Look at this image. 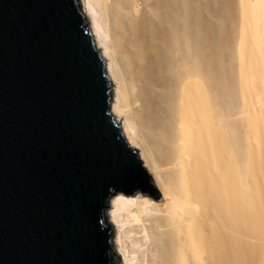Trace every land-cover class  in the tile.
<instances>
[{"label": "water", "instance_id": "water-1", "mask_svg": "<svg viewBox=\"0 0 264 264\" xmlns=\"http://www.w3.org/2000/svg\"><path fill=\"white\" fill-rule=\"evenodd\" d=\"M112 98L79 0H0V264H113L111 197H161Z\"/></svg>", "mask_w": 264, "mask_h": 264}, {"label": "bare ground", "instance_id": "bare-ground-1", "mask_svg": "<svg viewBox=\"0 0 264 264\" xmlns=\"http://www.w3.org/2000/svg\"><path fill=\"white\" fill-rule=\"evenodd\" d=\"M155 1L79 0L113 82L112 112L121 123L129 144L141 147L140 157L156 178L161 170L160 164L158 165L156 156L150 150H145V140H142L145 138H142V134L138 132L141 129L138 130L135 124L138 118L134 122L135 118H131L130 112L135 107L142 106L141 109L146 111L145 122L169 132H177L172 159H177L181 166L180 193L174 194L168 189L159 188L163 205L154 197L139 192L133 195L118 192L110 199V215L118 227L116 240L120 242L121 261L122 264H137L136 249L143 247L144 252L148 250L151 243L150 229H154L152 222H157V227L165 225V233L174 234L177 242L175 244L172 241L168 245L171 248L169 253L164 257L158 255L156 260L167 264H221L219 256H222L229 260L227 264H241L233 261L232 256L237 254L239 248L247 247H240L234 237L217 228L218 225L212 224L209 238V232L204 228L207 209L212 210L213 207L212 212L219 216V133L217 124L210 121L205 108V47L202 50V42L197 41L195 57L189 55L192 49H188L190 38L187 37L189 33L186 35V27H189L187 20L176 22L179 27L177 31L173 26L175 22L172 24L171 20L168 21L165 16L158 17L151 10L150 6ZM117 44L120 62L126 60L124 70L118 62L115 48ZM246 53L249 89L254 90L253 95L250 93V99L258 102L257 112L263 115L264 28L260 39L251 38L247 42ZM168 82L172 85V90L163 92L158 89V86ZM128 90L133 94H130L132 101L128 100ZM253 109H256V104ZM148 130L142 131L147 133ZM209 143L213 147L212 151L209 150ZM161 206L165 207V211H162ZM134 229L140 231L130 233ZM135 233L137 237L132 238ZM128 240L134 243L135 249ZM154 245L157 253L161 247L157 242ZM247 251L250 252L249 247L245 250Z\"/></svg>", "mask_w": 264, "mask_h": 264}, {"label": "rangeland", "instance_id": "rangeland-1", "mask_svg": "<svg viewBox=\"0 0 264 264\" xmlns=\"http://www.w3.org/2000/svg\"><path fill=\"white\" fill-rule=\"evenodd\" d=\"M152 4L150 6L151 10L158 17L165 16L168 21L171 20L172 24L175 22L173 26L177 31L179 27L176 22L181 19L188 21H186L187 26H189L186 27V35L189 33L187 37L190 38L189 45L191 46L188 45V49L189 51L192 49L189 55L195 57L194 53H196L198 42L204 43H201V48L205 47V50L204 48L202 50L206 53V56L203 54V66L205 63L203 82L205 84V103H207L205 106L207 107H204L207 108L210 121L217 124V132L219 133V125L221 128L231 129L236 127L238 122L242 123L243 121L246 122L249 131L247 135L249 144L246 146L249 151L246 153L245 158L242 154L239 156L234 143L229 145V132H223L228 135V139L227 141L222 140L219 147L225 152L227 165L224 167L222 164V167H219V207L217 206L219 216L217 215V217L212 212L213 207L212 210L210 209L211 212L209 209L206 210L204 228L207 233L209 232L207 237H211L212 224L218 225L217 228L222 229L227 235H232L234 241L240 247L242 245L250 249V252H245L247 248H242L244 251L239 248L237 254L232 256L233 261L241 264H264V146H262L264 145V122H262L264 121V114L261 115L257 112L258 102L250 99V93L253 95L254 90L253 88L249 89L246 53L247 42L251 38L260 39L262 36L264 0H156ZM158 4L160 5L158 6ZM115 48L120 64L121 59L119 56L121 55L118 53V44ZM191 56L189 57L191 58ZM124 61L126 60L123 59L121 63L123 70L126 65ZM136 89L138 90V88ZM158 89L168 92L173 88L168 82L163 86H158ZM130 94H132L130 91L129 95L127 92L128 100L131 98ZM254 103L256 109H253L255 108ZM133 105L132 107L139 106L138 104ZM141 107H135L136 111L132 108L133 111L131 110L130 115L132 114V119L135 118L134 122L138 118L135 124H137L138 130L141 129L138 132L140 135L142 134V138H145L142 139L145 140V150H150L152 155L156 156L158 165L160 164L161 170L158 178L152 173L155 183L161 190L168 189L174 194H179L181 189V166L177 159H172L173 144L175 146L177 132L176 130L169 132L165 128L155 127L151 123L145 122L146 117L144 114L146 111ZM255 113L259 114L260 117ZM140 116L143 117L141 118L144 126L141 124ZM138 124H141L140 127ZM147 128L152 130L149 133L150 136L148 134L150 130ZM143 129L144 131L148 130L147 133L143 132ZM209 148L212 151L213 147L210 143ZM137 149L140 151L141 147L139 146ZM165 179H167L166 182ZM156 200L163 205L162 196ZM111 209L110 200L108 217L115 229L112 237L113 264H122V254L119 252L121 251L120 242L118 239L116 240L118 227L115 219L110 215ZM161 209L165 211V207ZM213 217L216 223L213 222ZM211 221L212 223H210ZM152 223L154 229H150L151 243L148 245V250L144 252L143 247L136 249L137 264H167L155 258H158V255L164 257L171 249L168 248V245L172 241L175 244L177 242L174 239V234L165 233V225L157 227V222ZM136 231H140V229H134L130 233L133 234ZM136 235L137 233L132 235V238H136ZM128 242L135 249L134 243L132 244L131 240H128ZM156 242L161 247L160 251L157 249V253L154 249L156 248L154 245ZM219 261L221 264H227L229 260L219 256Z\"/></svg>", "mask_w": 264, "mask_h": 264}, {"label": "crops", "instance_id": "crops-1", "mask_svg": "<svg viewBox=\"0 0 264 264\" xmlns=\"http://www.w3.org/2000/svg\"><path fill=\"white\" fill-rule=\"evenodd\" d=\"M223 132H227V133L229 132V145L234 143L235 149L239 154V156L242 154L244 155L245 158L246 153L249 151L248 147H246L249 144V142L247 141V135L249 131L246 122L245 121H243L242 123L238 122L237 126L234 128L232 127L231 129L228 128L224 129V127L221 128L219 125V144L222 143V140L227 141L228 139V135H226ZM219 164L220 165L223 164L224 167L227 165V158L225 156V152L220 147H219Z\"/></svg>", "mask_w": 264, "mask_h": 264}]
</instances>
